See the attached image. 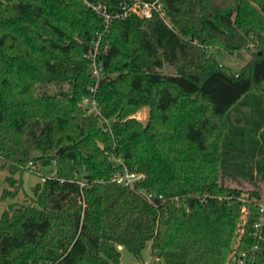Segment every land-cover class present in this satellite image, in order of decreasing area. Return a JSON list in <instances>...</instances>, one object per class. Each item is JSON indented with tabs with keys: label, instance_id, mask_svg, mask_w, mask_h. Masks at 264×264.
Here are the masks:
<instances>
[{
	"label": "trees",
	"instance_id": "trees-1",
	"mask_svg": "<svg viewBox=\"0 0 264 264\" xmlns=\"http://www.w3.org/2000/svg\"><path fill=\"white\" fill-rule=\"evenodd\" d=\"M155 1L166 20L107 32L90 6ZM251 34L261 47L238 73L212 55L240 57ZM99 39L94 98L111 132L83 106ZM125 167L146 175L134 190L114 181ZM0 168L14 189L0 198V264H120L149 242L166 264H264V187L228 185L264 184V0H0ZM39 168L51 175L14 202L15 176Z\"/></svg>",
	"mask_w": 264,
	"mask_h": 264
},
{
	"label": "built area",
	"instance_id": "built-area-1",
	"mask_svg": "<svg viewBox=\"0 0 264 264\" xmlns=\"http://www.w3.org/2000/svg\"><path fill=\"white\" fill-rule=\"evenodd\" d=\"M98 15L102 16L104 18L105 22V31L107 32L110 29V26L112 24V21L119 18H127L132 15L138 16L140 18H152L155 14H158L161 16L164 20H166V13L163 8V5L159 1H155L152 3L148 2H136L132 5H124L121 8V12H117L116 14H110L107 12L106 8L103 5H97L93 6L90 5ZM101 39L98 40V42L95 44L94 48L87 54V59L89 60L90 64V70L92 72L93 77L96 80V84L90 88V92L92 94L91 98H86L83 101V106L86 110L87 115L92 116H98L102 124L106 125L105 131L111 132L110 128V121L103 117L101 113V109L94 98L98 85L102 78L104 77V67L103 63L100 60L101 55ZM261 47V43L259 40H257L253 34L250 35L249 38V44L248 49H251L253 51H257ZM115 163L117 164H123V161L121 159H114ZM33 169H35L33 167ZM146 179V175L139 172H133L128 170L126 167L122 173H118L114 181L117 183L124 185L132 190L135 189L136 185L138 183L143 182ZM146 195L148 201L150 202H156L152 198L151 195ZM262 213L263 217L261 218L260 222L255 225V228L257 231H259L264 226V207H262ZM120 250L122 247H118ZM245 254H243L240 264H245Z\"/></svg>",
	"mask_w": 264,
	"mask_h": 264
},
{
	"label": "rangeland",
	"instance_id": "rangeland-1",
	"mask_svg": "<svg viewBox=\"0 0 264 264\" xmlns=\"http://www.w3.org/2000/svg\"><path fill=\"white\" fill-rule=\"evenodd\" d=\"M212 52V55L217 59V61L224 65L225 67L229 68L232 72L238 73L249 61H251L252 53L255 52L251 49H244L242 51V54L240 57H233L229 54H226L222 51H219L217 48H210ZM163 71L165 73H173L174 70L170 66H166ZM149 117V110L147 108H143L140 110L136 116L137 119L142 121L143 123H146L147 119ZM102 124V122H101ZM31 167V166H30ZM255 168L258 167V164H255ZM37 172H33L32 170H26L22 175L15 176L17 179H19L20 186L19 194L17 198L14 200V202H17L19 204H23L26 202H30L31 198L33 197V190L35 186L39 183H42L43 178L50 176L52 168L47 169H38L35 170ZM40 171V173H39ZM6 177L7 172L4 170H1L0 168V198L3 190L9 189L14 190L10 187L8 183H6ZM229 186L232 187H241L244 191H250V190H258L263 189L264 184L263 182H257L256 184L251 183L249 180L241 179L240 182H234L233 180L228 182ZM259 191V190H258ZM263 194V193H262ZM242 201H255L253 199L249 200V195L243 194L241 196ZM260 210L262 207H264V194L263 199L259 201L258 203ZM7 209V203H4L0 200V220L2 217L3 212ZM244 210H246L244 208ZM262 211V210H261ZM120 264H166V262L163 259H159L152 253V243L149 242L145 248V250L142 253L141 258H137L133 253L125 250L122 252V259Z\"/></svg>",
	"mask_w": 264,
	"mask_h": 264
},
{
	"label": "water",
	"instance_id": "water-1",
	"mask_svg": "<svg viewBox=\"0 0 264 264\" xmlns=\"http://www.w3.org/2000/svg\"><path fill=\"white\" fill-rule=\"evenodd\" d=\"M160 201L159 200H156V203H159Z\"/></svg>",
	"mask_w": 264,
	"mask_h": 264
}]
</instances>
